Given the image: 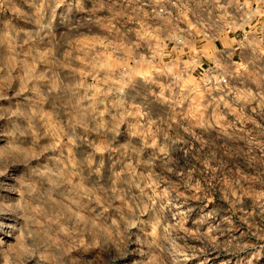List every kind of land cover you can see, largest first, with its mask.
Returning <instances> with one entry per match:
<instances>
[{"label":"rangeland","instance_id":"374dc122","mask_svg":"<svg viewBox=\"0 0 264 264\" xmlns=\"http://www.w3.org/2000/svg\"><path fill=\"white\" fill-rule=\"evenodd\" d=\"M165 3L0 0V264H264V42Z\"/></svg>","mask_w":264,"mask_h":264},{"label":"built area","instance_id":"2783aa9c","mask_svg":"<svg viewBox=\"0 0 264 264\" xmlns=\"http://www.w3.org/2000/svg\"><path fill=\"white\" fill-rule=\"evenodd\" d=\"M165 4L170 10L159 5L158 13L168 14L179 32H185L189 50L212 45L214 55L207 58L206 69L221 75L224 82L232 69L252 59L256 42H264V0H166ZM196 53L191 71L202 67L200 57H207L202 51Z\"/></svg>","mask_w":264,"mask_h":264},{"label":"bare ground","instance_id":"6f19581e","mask_svg":"<svg viewBox=\"0 0 264 264\" xmlns=\"http://www.w3.org/2000/svg\"><path fill=\"white\" fill-rule=\"evenodd\" d=\"M185 260V259H184Z\"/></svg>","mask_w":264,"mask_h":264}]
</instances>
